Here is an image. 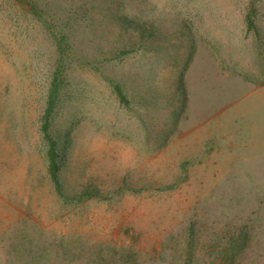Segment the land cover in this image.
<instances>
[{
  "label": "rangeland",
  "instance_id": "1",
  "mask_svg": "<svg viewBox=\"0 0 264 264\" xmlns=\"http://www.w3.org/2000/svg\"><path fill=\"white\" fill-rule=\"evenodd\" d=\"M0 264H264V0H0Z\"/></svg>",
  "mask_w": 264,
  "mask_h": 264
},
{
  "label": "trees",
  "instance_id": "2",
  "mask_svg": "<svg viewBox=\"0 0 264 264\" xmlns=\"http://www.w3.org/2000/svg\"><path fill=\"white\" fill-rule=\"evenodd\" d=\"M66 45H67L66 41L65 42L64 40L59 41V46L61 50H64ZM60 75H61L60 72H57V74L54 76L51 88L49 90L48 97H47L46 110L42 117L41 129L45 135V138L48 139L50 143V149H49L50 158H48V163H49V173H50L51 179L54 182L59 195L64 197L65 191L63 189L61 178H60V166L57 161V158H55L56 157V152H55L56 142L49 132L50 117L56 107V102H57L58 94H59L60 87H61V76ZM88 196L102 197V194H100L99 192L98 193L86 192L80 195V199L82 200Z\"/></svg>",
  "mask_w": 264,
  "mask_h": 264
}]
</instances>
